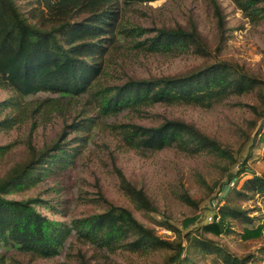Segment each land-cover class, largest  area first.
I'll list each match as a JSON object with an SVG mask.
<instances>
[{"label":"rangeland","instance_id":"obj_1","mask_svg":"<svg viewBox=\"0 0 264 264\" xmlns=\"http://www.w3.org/2000/svg\"><path fill=\"white\" fill-rule=\"evenodd\" d=\"M244 2L155 0L124 6L117 44L109 49L95 81L94 90H99L224 65L234 78L247 83L242 93L209 106L154 104L102 117L88 94L24 98L0 80V180L43 154L51 156L55 145L71 158L65 169L38 165L33 172L40 175L5 198L34 200L40 214L65 223L101 214L110 206L122 207L167 245L110 253L70 238L57 257L41 259L8 250L0 252V264H225V256L264 264V195L239 194L245 181L264 178V2L247 10L240 5ZM16 6L28 23L49 28L42 8L23 1H16ZM253 10L257 14H251ZM86 17L76 13L71 21ZM159 29L181 30L193 37L186 47L151 52L148 40ZM166 120L193 126L215 142L216 151L143 152L121 138L123 125L157 127ZM122 179L143 191L152 211L136 208ZM228 208L250 221L225 217ZM212 214L219 219L209 223ZM193 217V224L182 227L184 219ZM221 217L217 234L213 228ZM258 226L259 237L241 238L243 227ZM200 242L218 249L219 255H206ZM180 251V259L172 263Z\"/></svg>","mask_w":264,"mask_h":264},{"label":"trees","instance_id":"obj_2","mask_svg":"<svg viewBox=\"0 0 264 264\" xmlns=\"http://www.w3.org/2000/svg\"><path fill=\"white\" fill-rule=\"evenodd\" d=\"M16 1L42 8L49 28L28 23L17 8ZM151 1L155 0H0L2 85L24 98L44 94L77 98L88 94L102 117L154 104L209 106L231 93H242L247 89V83L234 78L224 65H213L184 76L130 80L118 87L94 90L95 81L103 72L104 58L109 49L117 44L121 9L129 4ZM256 2L264 0H245L240 5L247 10ZM256 12L253 10L251 14ZM76 13L87 17L80 22H72ZM192 37L191 33L181 30L159 29L148 40L147 48L151 52L170 51L179 46L186 47ZM121 128L123 142L136 151L155 152L174 148L196 154L206 149H217L214 141L181 121L166 120L157 127L126 124ZM70 161L64 149L55 145L51 156L43 154L0 180V252L17 250L37 258L50 259L61 253L70 238L110 253L120 248L148 251L167 246L122 207L110 206L101 214L65 223L52 221L40 214L34 207V200L18 201L4 197L12 189L21 188L34 176L40 175L33 172L38 165L47 164V169L52 166L65 169ZM235 179V176L232 177V180ZM242 187L243 192L239 193L242 196L264 195V178L252 177ZM122 188L138 210H153L142 190L123 179ZM223 215L250 221L238 210L228 208ZM223 219L221 217L213 228L217 234ZM195 220L196 217L184 219L181 225L187 228ZM261 230V226L255 229L243 227L241 238H257ZM200 245L206 255H219L218 249L201 242ZM182 251L172 263L180 259ZM223 262L246 264L231 256H225Z\"/></svg>","mask_w":264,"mask_h":264},{"label":"built area","instance_id":"obj_3","mask_svg":"<svg viewBox=\"0 0 264 264\" xmlns=\"http://www.w3.org/2000/svg\"><path fill=\"white\" fill-rule=\"evenodd\" d=\"M218 219H219V217L217 215L215 216V214H212L211 216H208V218H207L209 223H213L215 221L217 222Z\"/></svg>","mask_w":264,"mask_h":264}]
</instances>
